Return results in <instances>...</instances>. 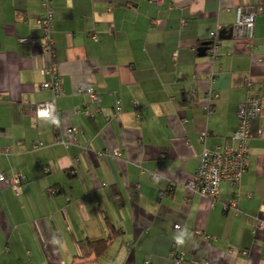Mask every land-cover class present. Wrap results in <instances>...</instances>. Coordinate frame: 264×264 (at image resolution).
<instances>
[{"label":"crops","instance_id":"obj_1","mask_svg":"<svg viewBox=\"0 0 264 264\" xmlns=\"http://www.w3.org/2000/svg\"><path fill=\"white\" fill-rule=\"evenodd\" d=\"M261 4L52 0L49 58L39 0H0V174L27 178L18 195L0 184V264H172L174 250L182 264H264V138L256 137L264 131V15L250 48L219 37L234 30L238 8ZM211 32L220 42L214 61L198 56ZM50 63L62 81L58 131L34 116L53 99L41 87ZM250 97L262 111L249 124L239 183L222 182L214 199L190 193L203 150L230 144ZM67 128L78 134L64 146ZM114 150L118 157L97 156ZM107 237L100 258L84 248Z\"/></svg>","mask_w":264,"mask_h":264},{"label":"built area","instance_id":"obj_2","mask_svg":"<svg viewBox=\"0 0 264 264\" xmlns=\"http://www.w3.org/2000/svg\"><path fill=\"white\" fill-rule=\"evenodd\" d=\"M153 4L161 6L165 0H150ZM52 0H39L40 7L44 11V15L37 20V26L42 33L41 48L43 53L49 58L53 57V40L51 37V22L53 19ZM264 15V4L255 6L253 8H238L237 20L234 26L233 41L235 43H241L249 48L253 43V27L255 19ZM20 43H34L28 39H19ZM219 39L217 33L211 32L209 34V44L206 51V56L212 61L216 59V53L219 48ZM41 74L48 77V80L44 81L41 87L44 90L49 91L52 94L53 99L50 102L39 104L34 108V116L36 119H48L51 121L54 130L60 129V121L56 116L54 108V100L62 94V81L56 73L55 67L50 63L47 67L41 70ZM250 86V84H248ZM84 93L89 97L91 103H100L101 96L91 87L84 88ZM210 99L217 98L216 95L209 94ZM210 107H206L208 111ZM115 110L117 113L121 111L119 101L116 102ZM262 106L261 100L257 97L247 98L242 104L239 105L237 110V129L230 138V144L226 147H216L210 151L204 149L201 155V161L195 174L189 179L185 185L186 190L192 194H198L202 197L214 199L218 196L219 186L222 182H228L232 188L236 187L239 183L241 176L245 172L247 160H248V142L251 137L249 124L253 119L258 118L261 115ZM86 116H93L90 112H84ZM139 118V115H136ZM78 134L76 128H67L63 132V136L59 140V143L67 146L69 143L67 137H74ZM256 137L264 138V131L258 130ZM41 143L33 145L34 149L42 148ZM111 155L118 157L120 153L117 150L106 153H97L99 158H105V156ZM153 178H157L153 175ZM27 182V178L18 174L9 178H6L3 174H0V184H8V186L19 194L20 188ZM229 208L235 209V203L231 202ZM175 229H179V226H175ZM257 230H264V223L258 222ZM243 255L246 252H242ZM172 264H182L184 262V255L178 251H172ZM148 264V263H146ZM193 264H207L206 262Z\"/></svg>","mask_w":264,"mask_h":264},{"label":"trees","instance_id":"obj_3","mask_svg":"<svg viewBox=\"0 0 264 264\" xmlns=\"http://www.w3.org/2000/svg\"><path fill=\"white\" fill-rule=\"evenodd\" d=\"M54 130V129H53ZM58 131V130H55ZM112 239L105 238L97 241H87L84 243V248L87 252H93L97 258H100L104 255L105 251L107 250L109 244L111 243Z\"/></svg>","mask_w":264,"mask_h":264},{"label":"water","instance_id":"obj_4","mask_svg":"<svg viewBox=\"0 0 264 264\" xmlns=\"http://www.w3.org/2000/svg\"><path fill=\"white\" fill-rule=\"evenodd\" d=\"M228 33V36L226 37V39H231L232 38V34H233V30H228V32L226 30L221 31L219 33V37L220 39H225V36L222 35H226ZM207 51V44H203L202 47L199 49V53L198 56L199 57H204Z\"/></svg>","mask_w":264,"mask_h":264},{"label":"clouds","instance_id":"obj_5","mask_svg":"<svg viewBox=\"0 0 264 264\" xmlns=\"http://www.w3.org/2000/svg\"><path fill=\"white\" fill-rule=\"evenodd\" d=\"M176 240H177V243H179V244L184 243L183 236H178V237H176Z\"/></svg>","mask_w":264,"mask_h":264}]
</instances>
